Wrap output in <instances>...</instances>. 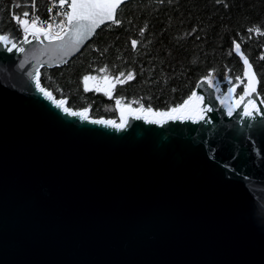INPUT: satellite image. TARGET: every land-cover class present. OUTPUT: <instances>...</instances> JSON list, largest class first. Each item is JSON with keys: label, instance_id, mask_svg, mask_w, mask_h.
I'll use <instances>...</instances> for the list:
<instances>
[{"label": "water", "instance_id": "obj_1", "mask_svg": "<svg viewBox=\"0 0 264 264\" xmlns=\"http://www.w3.org/2000/svg\"><path fill=\"white\" fill-rule=\"evenodd\" d=\"M66 33L10 39L23 52L0 43V264H264V104L249 58L258 83L239 107L237 84L220 95L201 77L204 120L155 124L125 109L116 129L35 88L37 70L93 36L74 50ZM127 105L114 103L117 124Z\"/></svg>", "mask_w": 264, "mask_h": 264}, {"label": "trees", "instance_id": "obj_2", "mask_svg": "<svg viewBox=\"0 0 264 264\" xmlns=\"http://www.w3.org/2000/svg\"><path fill=\"white\" fill-rule=\"evenodd\" d=\"M17 3L22 7H15ZM35 5L33 9L31 0H0V34L19 40L20 27L12 15L27 11L31 17L35 10L44 18L47 0H35ZM117 18L119 26H100L66 63L40 70L41 85L56 99L66 97L73 110L88 108L91 118L115 122L117 99L136 108L167 111L188 98L201 77L211 78L222 93L237 84L235 95H241L243 67L233 52L234 40L251 61L264 100V36L248 31L264 30V0H129L119 7ZM132 39L138 41L135 49ZM121 72L124 77H119ZM129 72L134 79L117 83L111 96L96 91V82L84 91L86 75L115 82Z\"/></svg>", "mask_w": 264, "mask_h": 264}, {"label": "snow or ice", "instance_id": "obj_3", "mask_svg": "<svg viewBox=\"0 0 264 264\" xmlns=\"http://www.w3.org/2000/svg\"><path fill=\"white\" fill-rule=\"evenodd\" d=\"M59 7L63 8L65 4H67V8L70 11H64L63 13H57L58 15L62 14L66 17V21H61L60 24L56 25L61 31L63 30L65 23L68 27V33L71 34L70 44L74 50H78L77 46L80 45L86 38L95 34L97 28L101 25H104L105 22H110L108 25L111 27L112 25L119 26L121 24V20L117 18V10L119 7L126 2V0H71L68 3V0H57ZM217 3H221L222 0H216ZM31 6L35 9V0H31ZM227 6V5H225ZM15 7H22L21 4H15ZM49 12L52 11L50 8ZM12 19H14L17 25L22 28L25 37L24 43L30 44L31 41L27 39L28 34H31L34 39L39 40L40 33H43L46 38L53 40H62L63 37L57 33L56 35H51L52 25L48 24L47 29L43 27H38V24H43L40 21V18L35 15L33 12L32 16H29V12L25 11L21 15H12ZM193 32L196 29L192 30ZM249 33L255 32L261 36H264V30L259 27H254L248 30ZM143 30H141L142 35ZM67 34V33H66ZM0 43L4 45L8 52H12L13 49H17V45L15 43L11 44V47H8L10 43V37L7 34H0ZM138 41L136 39H132L130 41L131 47L133 49L136 48ZM234 51L236 54L240 56L243 60V75L247 78V84L243 89V95L240 96V100L236 103L235 107H239L240 102H243L245 97L251 96L256 92V84L258 81L256 80L255 73L252 71V65L249 63L247 57L241 52V44L237 43L235 40L233 41ZM20 52H23L24 49L21 47L17 49ZM231 54V52L229 53ZM264 59V57H261ZM65 63L67 61H64ZM99 71H107V69H99ZM125 74L121 72L119 77H124ZM116 78L115 82H113L109 77H104V85L105 87L101 89L100 87H96V91L103 90L106 95L111 96L112 92L115 90L116 84H124L129 80L134 79V74L129 72L124 79ZM97 77L86 75L83 77L84 91H90L92 89L89 88V81H95ZM237 80L240 78L237 77ZM35 88L41 93L46 99L50 100L56 108L62 109L64 113L72 117H81L84 120L88 119V108H85L81 111H75L71 107H68V100L66 97L56 99L53 96V93L47 90L45 87L41 85L39 70H37L35 76ZM208 84H211V80H207ZM234 89L230 88L229 93H231ZM217 91L219 89L217 88ZM204 102V97L197 95L196 92H192V94L183 101V103L178 104L174 107L169 108L167 111H154L150 106L145 109L143 105H141L138 109H133L131 104H128L125 107H121V123L117 124L113 120H94L92 123L110 125L116 129H122L126 126L125 120V109L129 114L136 113L135 118L141 119L144 118L148 123L155 124H164L167 121H193L196 122L198 120H204V115L202 113L206 111H212L211 108H202L201 104ZM117 107L121 106V99H117L115 101ZM221 104H224V100H220ZM261 104H264V100L260 101ZM251 106V109L249 108ZM234 107L229 106L227 114L229 116L233 115ZM260 113V109L256 106L254 100L249 99L247 104L243 110V116L245 117H253V113ZM149 117H154V119H148ZM254 118V117H253Z\"/></svg>", "mask_w": 264, "mask_h": 264}, {"label": "built area", "instance_id": "obj_4", "mask_svg": "<svg viewBox=\"0 0 264 264\" xmlns=\"http://www.w3.org/2000/svg\"><path fill=\"white\" fill-rule=\"evenodd\" d=\"M68 3H69V0H68ZM50 8L52 9L51 12L48 11ZM64 11H68L67 4H65V6L61 8L59 7L57 0H47L46 15L44 18H40V21H42L43 24H38L37 26L47 29V25L51 24L52 25V28L50 30L51 35H56L57 33H59L61 36H63L68 30L67 24L65 23V26L62 31L59 28H57L56 25L60 24L61 21H66V17L64 15L57 14V13H63ZM33 12H35V15L38 16V13L35 10H33ZM23 35H24V32L22 28H20V36L22 37ZM42 36L45 39H49V38H46L44 34H42Z\"/></svg>", "mask_w": 264, "mask_h": 264}, {"label": "rangeland", "instance_id": "obj_5", "mask_svg": "<svg viewBox=\"0 0 264 264\" xmlns=\"http://www.w3.org/2000/svg\"><path fill=\"white\" fill-rule=\"evenodd\" d=\"M103 81H104V78H101V79H97V80H95V81H93V82H94V84H95V82H96V84L98 85V87H100L101 89H103V88L105 87ZM216 87H217V86H216ZM217 88L219 89L218 93H219L220 95H222V91L220 90L219 85H218Z\"/></svg>", "mask_w": 264, "mask_h": 264}]
</instances>
